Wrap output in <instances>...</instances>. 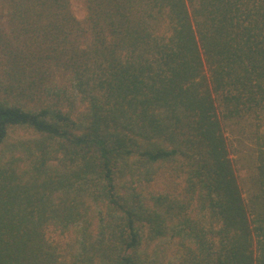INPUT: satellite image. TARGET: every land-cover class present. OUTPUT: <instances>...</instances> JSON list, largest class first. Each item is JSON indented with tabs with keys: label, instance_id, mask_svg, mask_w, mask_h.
I'll list each match as a JSON object with an SVG mask.
<instances>
[{
	"label": "trees",
	"instance_id": "obj_1",
	"mask_svg": "<svg viewBox=\"0 0 264 264\" xmlns=\"http://www.w3.org/2000/svg\"><path fill=\"white\" fill-rule=\"evenodd\" d=\"M86 7L84 27L70 0L16 2L17 87L0 90L37 94L55 68L74 95L58 97L65 108L29 110L0 99V264H149L143 220L151 241L175 250L166 264H264V0ZM226 124L256 127L249 200ZM165 162L182 164L187 202L153 196L148 206L118 193L128 170L150 175ZM49 226L74 229L69 262L46 239Z\"/></svg>",
	"mask_w": 264,
	"mask_h": 264
},
{
	"label": "rangeland",
	"instance_id": "obj_2",
	"mask_svg": "<svg viewBox=\"0 0 264 264\" xmlns=\"http://www.w3.org/2000/svg\"><path fill=\"white\" fill-rule=\"evenodd\" d=\"M17 1L0 0V84L2 87H4L3 84H11L14 87L16 83V78L13 75L16 72H11L9 61L11 60V44L15 43L13 36L16 33L15 31H18V21L13 17L17 14L15 11ZM70 4L76 18L84 27H87L86 0H70ZM47 77L48 81L42 80L44 89L37 90V94L29 92L27 96H18L16 94L10 96L7 91L5 92L2 89L0 90V99L8 100L10 98V101L25 107L27 110L37 109L42 105L65 108L66 102L58 97L61 95L72 97L74 95L73 90L69 88V77L64 72H59L55 68ZM225 129L238 181L244 198L249 200L252 193V178L255 174L254 168L257 161V148L253 136L256 133V127H251V130H248V132L247 130L242 131L236 124H226ZM17 135L18 137L26 136L30 138L32 136L29 130L22 128L18 129ZM59 158H62V155H59ZM181 165L179 162L155 164L153 166V173L150 175L147 174L145 166H141L140 171H136L133 173L134 175H131L128 170L117 180L118 193L122 196H127L134 202L137 199H142L148 206H152L153 201L151 202V198L153 196H168L180 202H187V174L182 172ZM22 166H26V164H22ZM92 208L93 213L100 210L96 206ZM195 208L196 206L192 203V215L195 214ZM171 220L172 217L168 215V222H171ZM137 226L143 238L139 250L140 260L143 259L145 261L147 260V256H150L153 262H149V264H166L169 258L174 256L175 250L170 248L166 239L151 241L149 237L150 229L146 221H138ZM90 231L94 234L96 229L91 227ZM45 236L48 242L57 249L62 261L69 262L77 254L74 246L73 228L65 231L59 227L49 226L45 229Z\"/></svg>",
	"mask_w": 264,
	"mask_h": 264
}]
</instances>
